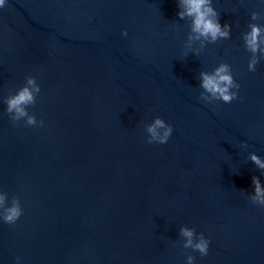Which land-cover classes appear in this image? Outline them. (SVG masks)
Instances as JSON below:
<instances>
[{
    "label": "water",
    "instance_id": "water-1",
    "mask_svg": "<svg viewBox=\"0 0 264 264\" xmlns=\"http://www.w3.org/2000/svg\"><path fill=\"white\" fill-rule=\"evenodd\" d=\"M211 6L228 39H195L180 0H6L0 195L23 214L0 220V264H264V206L251 202L264 170L250 159L264 162V55L249 71L243 38L258 24L264 49V0ZM222 63L239 98L209 103L200 74ZM28 76L43 126L7 112ZM156 117L173 128L166 144L147 142ZM182 226L207 255L183 248Z\"/></svg>",
    "mask_w": 264,
    "mask_h": 264
},
{
    "label": "clouds",
    "instance_id": "clouds-1",
    "mask_svg": "<svg viewBox=\"0 0 264 264\" xmlns=\"http://www.w3.org/2000/svg\"><path fill=\"white\" fill-rule=\"evenodd\" d=\"M184 7V11L177 13L180 19L185 16L192 18L191 31L197 34L194 38L199 39L203 37L211 42L218 39H228L230 33V26L224 24L221 27L219 22V14L211 6V0H180ZM6 0H0V8H3ZM259 18V14L252 12L251 19L253 21ZM250 32L244 34V41L246 48L253 54L252 59L248 63L249 71H255L259 57L256 53L264 55V49L260 48L261 43V27L258 24H249ZM122 35H127L125 30ZM193 39L189 36V40ZM201 88L203 91L200 93L202 100L209 103L213 101H223L224 103H231L233 100L238 99V90L240 88L232 75L231 68L228 64H220L215 69L214 74L202 72ZM236 89L237 91H233ZM41 88L36 82L34 76L26 77V84L19 88L15 94L9 95L5 99L7 105V112L10 114V119L13 123L24 120L26 126H43L44 121H37L36 117L29 113L28 106L36 103L37 94ZM162 130V131H161ZM145 131L148 134L147 142L149 144L159 143L166 144L173 132L170 124H167L162 118L156 117L152 123L145 126ZM246 146V145H245ZM251 161L256 164L261 170H264V162L256 154H251ZM252 184L254 185L255 195L251 197L253 204L264 206V189L261 188L260 179L256 176L252 177ZM23 214V209L18 197L13 196L8 204L7 193L0 195V220L7 224H15ZM180 236L185 238L183 248H191L193 251H198L202 256L207 255L209 248V240L203 233L196 234L195 229L182 226L180 228ZM194 257L187 256V264H193ZM16 264H20V258L17 257Z\"/></svg>",
    "mask_w": 264,
    "mask_h": 264
}]
</instances>
